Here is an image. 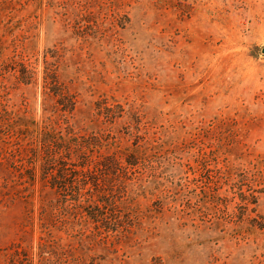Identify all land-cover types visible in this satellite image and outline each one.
<instances>
[{
    "label": "rangeland",
    "instance_id": "1",
    "mask_svg": "<svg viewBox=\"0 0 264 264\" xmlns=\"http://www.w3.org/2000/svg\"><path fill=\"white\" fill-rule=\"evenodd\" d=\"M2 14L5 56L26 48L36 71L29 84L20 66L2 71L14 109L48 115L44 60L64 55L61 80L82 103L138 111L165 153L154 176L127 180L137 221L75 222L72 234L109 238L89 264H264V0H8ZM14 198H0V251L39 240L38 220L26 226L29 205Z\"/></svg>",
    "mask_w": 264,
    "mask_h": 264
},
{
    "label": "trees",
    "instance_id": "2",
    "mask_svg": "<svg viewBox=\"0 0 264 264\" xmlns=\"http://www.w3.org/2000/svg\"><path fill=\"white\" fill-rule=\"evenodd\" d=\"M7 3L0 0V24ZM5 45L0 36V75L9 66L15 71L20 66L17 79L25 84L33 82L36 71L25 61L26 48L17 59L5 56ZM64 57L44 60L42 88L48 115L41 120L14 109L5 98L7 86L0 80V198L9 194L16 200L22 196L30 209L25 214L26 226L33 228L38 220L40 228L36 245L13 243L0 251V264H89L88 251L96 246L107 248L109 238L106 235L97 240L86 234L83 226L72 234L75 226L137 221L140 207L130 196L127 180L136 174L141 181L149 169L154 176L156 166L150 163L165 155L161 144L147 138L148 130L138 111L126 109L116 99L99 100L94 108L82 103L76 88L61 80L66 70L62 68ZM117 124L134 137L131 145L122 140ZM7 160L15 171L10 170ZM24 177L25 182L14 183H25L24 188L11 195V182ZM239 207L240 213L246 210L243 204Z\"/></svg>",
    "mask_w": 264,
    "mask_h": 264
}]
</instances>
